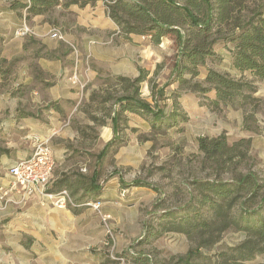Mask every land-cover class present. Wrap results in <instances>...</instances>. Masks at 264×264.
I'll list each match as a JSON object with an SVG mask.
<instances>
[{
    "label": "rangeland",
    "instance_id": "374dc122",
    "mask_svg": "<svg viewBox=\"0 0 264 264\" xmlns=\"http://www.w3.org/2000/svg\"><path fill=\"white\" fill-rule=\"evenodd\" d=\"M14 1L0 0V149L18 147L22 142L31 147L30 139L42 138L23 133L19 118L36 115L47 125V87L66 82L76 94L74 110L68 117L60 115L59 120L75 135L76 154L68 160L69 171L72 175L78 171L82 189L70 193L80 206L69 208L68 222L60 220V227L51 232L47 224L35 228L20 221L9 223L5 209L14 204L0 198V218L2 212L5 215L0 219V264H175L189 250L197 251L190 264L227 263L230 249L244 240L243 232L229 229L209 239L208 233L197 231L164 232L163 225L193 214L190 205L197 206L195 201L201 197L196 182L230 181L247 171L264 178V83L254 81L256 100L244 109L210 111L206 100L193 94L180 105L188 118L184 124L155 131L145 115L125 111L115 128L111 121L114 109L119 110L115 102L132 93L115 75L134 79L143 71L146 79L138 85L137 97L152 103L150 82L161 87L174 77L170 75L177 51L174 38L154 43L148 37L124 35L108 17L107 6L116 0H99L84 7L60 5L29 19L23 10L11 9ZM262 4L264 0H250L243 14L247 16L248 10ZM22 27L28 32L19 36ZM53 29L60 31L63 40L50 38ZM230 51V45L220 43L215 52L219 61H208L206 66L252 81L248 73L240 74L232 67ZM193 81L204 84L201 76ZM175 85L166 87L165 99L159 103L165 113L173 107L169 90L178 97L190 94L186 87ZM221 134L249 143L243 163L237 168L228 165L220 173L204 163L196 141ZM112 139L115 141L99 159ZM53 162L55 167L54 157ZM94 172L99 188L89 191ZM7 173L0 162V194ZM90 202H99L100 207L95 210L87 205ZM21 203V209L27 206ZM237 204L234 213L240 212ZM211 240L214 243L207 246L206 241ZM263 262L264 256L251 261Z\"/></svg>",
    "mask_w": 264,
    "mask_h": 264
},
{
    "label": "trees",
    "instance_id": "16d2710c",
    "mask_svg": "<svg viewBox=\"0 0 264 264\" xmlns=\"http://www.w3.org/2000/svg\"><path fill=\"white\" fill-rule=\"evenodd\" d=\"M99 0H24L12 2L11 9L23 10L25 18L46 14L51 9L62 5L84 7ZM250 0H116L108 8V17L120 27L124 35L148 37L159 43L164 37H173L177 46L176 58L170 75L172 82L159 87L150 82V98L152 103L137 96L138 85L145 81L146 74L139 70L134 79L116 77L124 88L132 93L117 99L115 105L119 110L112 113L111 121L116 128L121 112L129 111L145 115L149 119L151 130L164 131L177 127L187 121V115L181 113V95L172 93L173 107L168 113L159 105L165 99L164 91L170 84L189 90L190 94H199L207 102L210 111H219L222 107L244 109L256 98L254 81L264 83V4L248 10ZM186 28V30H184ZM185 31V32H184ZM231 47L232 67L240 74L248 73L253 80L236 79L228 73H220L209 69L208 61L218 62L216 49L220 43ZM204 75L203 83L193 81ZM248 119V118H246ZM245 119V120H246ZM114 139V138H113ZM111 140L100 152L99 159L106 154L107 148L115 140ZM197 147L202 153L203 161L222 172L228 165L236 166L247 158L248 139H227L224 134L217 138L200 137ZM1 150L0 153H5ZM98 173L90 177V190L98 188ZM80 178L72 182V195L82 189ZM264 178L247 171L238 173L230 181L211 180L196 182L201 195L193 207V214L180 217L181 222H170L163 225L164 232L189 234L197 231L207 234L209 239L215 233L229 229L245 234L237 246L230 249L231 256L225 264H252L256 256H264ZM133 185H145L134 182ZM58 190H69L67 178L58 182ZM57 191V190H54ZM239 200H242L238 202ZM238 202V204H237ZM239 205V213L233 208ZM206 210V211H204ZM214 240L206 241V245ZM189 252L178 258L175 264H190L193 254ZM260 264H264L260 263Z\"/></svg>",
    "mask_w": 264,
    "mask_h": 264
},
{
    "label": "crops",
    "instance_id": "0c3cea01",
    "mask_svg": "<svg viewBox=\"0 0 264 264\" xmlns=\"http://www.w3.org/2000/svg\"><path fill=\"white\" fill-rule=\"evenodd\" d=\"M115 77H120V75H115ZM121 77L124 76L122 75ZM201 78H204V75H201ZM173 85H175V83ZM175 86L177 87V85ZM71 89H73V87L67 86V83H63L62 81H58L54 85L47 87V125L43 120L37 119L36 115L35 117L21 116L18 122L21 125L19 126V129L23 131V133L37 134L43 139H49V142L51 141L50 145L52 146L55 161V170L53 173L55 178L51 187L52 191L61 188L58 187V182L62 178H69V193H72L75 185L71 187V184L76 181V176H78L77 170V174H70V162L68 161L70 160L69 158L71 154H76L73 153V149H76V141H74L75 135L73 133V129L65 127V124L62 125L60 115L68 117L70 112L74 110L72 109V104H74L76 94ZM169 91V96H171L172 93L177 94L176 91ZM192 97V94L181 96V104L192 99ZM194 100L195 99H193V101ZM71 101H73V103ZM51 102L53 103L51 104ZM30 154V145L22 142L18 147H6L5 153H0V162L3 166H5L6 170H9L15 162L26 159L30 156ZM10 179L11 177L9 173L5 174V183H7L6 186L9 184ZM10 198L15 206L11 205L5 209L7 213L6 216H10L9 223H18V221H20L24 226L28 225L29 227V224H31L35 228L36 226H38V228H45L47 224V230L51 232L52 230L60 227H58V222L60 220L63 219L68 222L66 219L69 215L68 209L60 210L53 208L48 201L39 197L31 198L26 202L23 201L24 203H27V206L21 209L20 206L22 204V196L16 192H12ZM3 213L4 212H2V217L0 219L5 216Z\"/></svg>",
    "mask_w": 264,
    "mask_h": 264
},
{
    "label": "built area",
    "instance_id": "2783aa9c",
    "mask_svg": "<svg viewBox=\"0 0 264 264\" xmlns=\"http://www.w3.org/2000/svg\"><path fill=\"white\" fill-rule=\"evenodd\" d=\"M28 29L22 27L18 34L24 36ZM50 38L53 40H63V36L59 30L50 31ZM75 53V48L71 46ZM31 154L26 159L15 162L9 168L11 177L9 184L1 189L0 198L6 203L12 202L9 194L16 192L22 196V201L26 202L34 197H39L48 201L53 208L64 210L76 208L80 205L76 204L68 190L61 189L52 191L53 184V155L50 147L49 139H39L37 137L30 139ZM120 196L124 197L125 192H120ZM88 206L97 210L99 202L87 203ZM106 217H103V221Z\"/></svg>",
    "mask_w": 264,
    "mask_h": 264
}]
</instances>
